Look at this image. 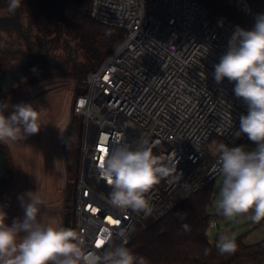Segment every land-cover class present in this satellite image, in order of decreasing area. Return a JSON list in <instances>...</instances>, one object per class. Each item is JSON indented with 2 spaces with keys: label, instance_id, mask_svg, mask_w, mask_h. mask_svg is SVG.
Returning a JSON list of instances; mask_svg holds the SVG:
<instances>
[{
  "label": "built area",
  "instance_id": "1",
  "mask_svg": "<svg viewBox=\"0 0 264 264\" xmlns=\"http://www.w3.org/2000/svg\"><path fill=\"white\" fill-rule=\"evenodd\" d=\"M230 1L248 19L264 14L256 12L253 0ZM89 16L125 32L115 50L84 74V92L77 91L72 103L83 125L71 227L83 240L85 256H103L115 246H127L138 229L162 219L220 176L213 138L229 147L250 140L246 134L236 136L248 109L235 96L234 83L214 80V65L228 50L235 28L213 22L196 0H90ZM142 140L170 169L146 194L150 216L111 205V188L98 172L99 161L117 141L135 147ZM256 224L264 230V220ZM98 241L103 243L98 246Z\"/></svg>",
  "mask_w": 264,
  "mask_h": 264
},
{
  "label": "clouds",
  "instance_id": "2",
  "mask_svg": "<svg viewBox=\"0 0 264 264\" xmlns=\"http://www.w3.org/2000/svg\"><path fill=\"white\" fill-rule=\"evenodd\" d=\"M19 5L20 0H11L10 8L15 10ZM214 69L215 82L221 84L227 78L234 83L235 96L247 105L236 136L246 134L255 144L252 150L243 145L217 146L214 167L222 183L216 210L226 218L251 211V220L259 223L264 220V14L257 15L251 30L236 26L228 50ZM8 108V103L0 102V143L17 142L40 132V111L32 103L11 105L12 111L5 115ZM174 170L175 165L171 171ZM98 172L111 188V205L150 216L153 207L146 194L169 175L170 169L153 154L147 140L135 147L117 141V146L106 151L99 161ZM18 199L23 217L15 218L11 225L6 223L7 212L0 207V264H81L82 260L85 264H146L144 257L126 246H115L103 256H85L81 251L83 240L74 230L38 220L44 201L37 191L22 194ZM178 215L183 219V214ZM110 236L111 233L105 240ZM216 246L221 255H231L237 249L235 239L227 235L221 236Z\"/></svg>",
  "mask_w": 264,
  "mask_h": 264
},
{
  "label": "rangeland",
  "instance_id": "3",
  "mask_svg": "<svg viewBox=\"0 0 264 264\" xmlns=\"http://www.w3.org/2000/svg\"><path fill=\"white\" fill-rule=\"evenodd\" d=\"M4 1L3 5L1 4L3 7L0 6V16H8L11 12L9 6L4 7L9 5L10 1ZM21 22L24 27L23 36L19 35L15 29L10 28V32L0 30V58H3L7 51L12 52L18 48L26 53L44 51L48 48L54 57L71 59L63 67L55 69L54 73L31 72L26 80L4 90L0 95L1 102L9 104L5 115H9L12 111L11 105L22 101L30 102L40 111L42 124L37 134L17 142L0 143L10 167L8 184L0 195V203L10 202V206L3 210L7 212L6 223L11 225L15 218L23 217L18 197L27 192L37 191L44 201L38 220L45 224L63 226L65 213L71 211L67 206H71L74 201L73 185L71 183V188H68V183L72 182L69 181L70 178H75V176L72 178V175L76 172L78 157L76 129L77 126L79 129V122L77 126H74L73 138L76 139V146L74 147L72 143L68 151L70 160L65 158L62 144L63 134L74 116L73 99L84 74L102 62L115 48L112 42L105 41L95 32H90L78 25L61 24L51 35L43 36L37 32L33 23L27 21L26 17L21 16ZM28 22L30 27L32 26L30 47L25 44V35L30 34L27 31L28 27L26 28ZM0 63L3 70L11 68L2 60ZM220 143L224 141L213 138L210 142L211 149H216ZM254 147L255 144L252 141L245 145L246 150H252ZM221 183L222 177L219 176L211 186L210 211L216 210ZM67 199H70V203ZM250 217L244 214H238L232 218L212 217L211 225L207 230L209 241L217 244L220 237L224 235L234 239L243 237L247 245L262 241L264 230L259 228ZM239 264H258V260H243Z\"/></svg>",
  "mask_w": 264,
  "mask_h": 264
},
{
  "label": "trees",
  "instance_id": "4",
  "mask_svg": "<svg viewBox=\"0 0 264 264\" xmlns=\"http://www.w3.org/2000/svg\"><path fill=\"white\" fill-rule=\"evenodd\" d=\"M208 10L209 18L219 26H239L251 30L256 20L248 19L237 13L230 0H196ZM2 6L4 0H0ZM2 4V5H1ZM252 6L258 13L264 12V0H253ZM90 0H22L20 13L22 17L33 23L38 33L43 36L51 35L55 28L61 24L78 25L90 32H95L98 37L112 42L116 48L125 38V32L120 29H109L89 16ZM33 21V22H32ZM110 38L106 40L107 35ZM101 63V62H100ZM97 64L94 68H97ZM91 70V69H90ZM82 83L78 89L81 88ZM79 122V129L78 123ZM78 132V157L76 172L69 179L68 188L73 185L72 198L75 197L78 179L79 149L81 145L83 119L78 117L73 123ZM75 138L64 146V156L69 158V149ZM215 182V181H214ZM212 182L195 195L174 208L162 219L151 223L146 229H138L129 244L126 246L134 254L144 257L146 264H239L243 260L257 259L258 264H264V239L255 244L247 245L243 237L235 239L237 249L235 253L221 255L218 253L217 244H212L207 236L211 219L222 217L217 210L210 211L212 201ZM70 190V189H69ZM70 203V199L67 200ZM74 203V201H73ZM69 210L71 206H67ZM179 214H183V219ZM245 216H251L250 211ZM73 219H71V224ZM183 225H187L184 228ZM73 230V227H71Z\"/></svg>",
  "mask_w": 264,
  "mask_h": 264
},
{
  "label": "water",
  "instance_id": "5",
  "mask_svg": "<svg viewBox=\"0 0 264 264\" xmlns=\"http://www.w3.org/2000/svg\"><path fill=\"white\" fill-rule=\"evenodd\" d=\"M11 4V0L9 3V7ZM15 29L19 35H22L23 24L21 22V13L19 7L15 10L11 9V12L8 16H0V30L8 32L9 29ZM12 55H19V61L17 64L9 69H1L0 68V94L16 84H20L23 76L29 71V69L36 67V64L47 65L48 67L57 68L63 63L51 64V59L45 54L40 53H26L24 50L18 48L15 51L11 52ZM47 58L50 61H47ZM68 62V61H67ZM79 93L84 92V88L78 89ZM1 102V100H0ZM78 116L74 115L72 117L71 123L63 134L62 144L66 146L72 139L73 136V123L77 120ZM10 167L6 158L5 151L0 144V195L6 188L9 180ZM68 200V199H67ZM71 211H68L64 215L63 219V227L71 228Z\"/></svg>",
  "mask_w": 264,
  "mask_h": 264
},
{
  "label": "flooded vegetation",
  "instance_id": "6",
  "mask_svg": "<svg viewBox=\"0 0 264 264\" xmlns=\"http://www.w3.org/2000/svg\"><path fill=\"white\" fill-rule=\"evenodd\" d=\"M10 1V0H9ZM21 3H22V0H20V5H21ZM20 5H19V10H20ZM8 5H6V6H4V7H7ZM3 7V6H2ZM10 8V7H9ZM27 21H29V20H27ZM28 27V29H27V31L28 32H30V34L28 35H25V37H26V43L25 44H27L28 46H29V39H30V35H31V31H32V26L30 27V24H29V22L26 24V28ZM24 28V27H23ZM13 29V28H12ZM11 29V30H12ZM6 32V31H5ZM10 32V31H9ZM30 47V46H29ZM45 47V46H44ZM11 52H6V54H5V56H3V58H0V60H2L3 62H4V64L5 63H7L8 65V67H13V66H15L16 64H17V62L19 61V55H12V54H10ZM29 53H35V54H37V53H40V54H43V55H47L50 59H51V61H50V59L49 58H47V61L49 60L50 62H51V64H56V63H63V64H61L60 66H58L57 68H61V67H63V65L65 64V63H67V61H69L71 58H69L68 56V59L66 60V58H61V57H54V56H52L51 54H50V50H48V48L47 49H45L44 51H39V52H33V51H31V52H29ZM10 59V61H8ZM17 61V62H16ZM11 63V64H10ZM13 63H15V64H13ZM1 64V63H0ZM0 68L1 69H3V67H1L0 66ZM57 68H55V67H48L47 65H43V64H36V67H33V68H31V69H29V71L23 76V78H22V80L24 81V80H26L29 76H30V74H31V72H33V71H35V72H39V73H41V74H46L48 71H50L51 73H54V70L55 69H57ZM7 90V89H6ZM2 94V93H1ZM0 94V95H1Z\"/></svg>",
  "mask_w": 264,
  "mask_h": 264
},
{
  "label": "snow or ice",
  "instance_id": "7",
  "mask_svg": "<svg viewBox=\"0 0 264 264\" xmlns=\"http://www.w3.org/2000/svg\"><path fill=\"white\" fill-rule=\"evenodd\" d=\"M93 211H95V210H93ZM113 223H118V221H113ZM101 243H103V241H98L97 245L99 246Z\"/></svg>",
  "mask_w": 264,
  "mask_h": 264
}]
</instances>
